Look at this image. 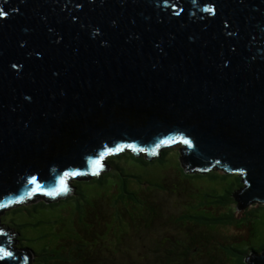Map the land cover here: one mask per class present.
<instances>
[{"label":"water","instance_id":"95a60500","mask_svg":"<svg viewBox=\"0 0 264 264\" xmlns=\"http://www.w3.org/2000/svg\"><path fill=\"white\" fill-rule=\"evenodd\" d=\"M178 142L187 173L242 176L238 209L264 202V0H0L2 214ZM3 226L0 264H31Z\"/></svg>","mask_w":264,"mask_h":264},{"label":"rangeland","instance_id":"374dc122","mask_svg":"<svg viewBox=\"0 0 264 264\" xmlns=\"http://www.w3.org/2000/svg\"><path fill=\"white\" fill-rule=\"evenodd\" d=\"M181 145L151 160L130 149L109 155V171L71 179L72 195L12 207L0 222L34 252L31 264H247L264 250V203L238 209L242 176L187 173Z\"/></svg>","mask_w":264,"mask_h":264},{"label":"trees","instance_id":"16d2710c","mask_svg":"<svg viewBox=\"0 0 264 264\" xmlns=\"http://www.w3.org/2000/svg\"><path fill=\"white\" fill-rule=\"evenodd\" d=\"M163 147V146H162ZM80 177V176H79ZM78 176H76V177H73V179H75V178H79ZM87 177H90V176H82V178H87ZM63 196V195H62ZM62 196H57V197H55V198H59V197H62ZM36 197H45V193L41 190V191H38V192H34L33 194H32V196H30L29 198H27L25 201H30L32 198H35L36 199ZM155 210V208H153V207H150V205L149 204H146V205H143L142 207H141V211H142V213H145V212H148V214L151 216V213L153 212ZM3 211L4 210H1L0 211V213L2 214L3 213ZM0 214V215H1ZM154 217V215L152 216V218ZM8 228V227H7ZM5 228V230H8V231H10L11 230V228ZM12 241L13 242H16V239H12ZM170 257V256H169ZM174 258H177V256H175Z\"/></svg>","mask_w":264,"mask_h":264},{"label":"snow or ice","instance_id":"6c2138e0","mask_svg":"<svg viewBox=\"0 0 264 264\" xmlns=\"http://www.w3.org/2000/svg\"><path fill=\"white\" fill-rule=\"evenodd\" d=\"M164 143H169V141H164ZM184 143H189V141L185 140ZM120 150H121L120 148H116V149H115V151H120ZM99 165H100V161H99V160L93 162V174H96V172L98 171V167H97V166H99ZM79 174H80V173H72V175H79ZM61 185H62L61 188H59L56 192H53V193H50V194H51V195H57V194H59L60 192H67L68 189H67V187L64 185L63 180L61 181ZM31 194H32V193H29V195H31ZM0 207H4V205L0 204ZM0 251H2V250H0ZM4 254H5L6 256L11 255V253H7V252H5Z\"/></svg>","mask_w":264,"mask_h":264},{"label":"flooded vegetation","instance_id":"af4514ba","mask_svg":"<svg viewBox=\"0 0 264 264\" xmlns=\"http://www.w3.org/2000/svg\"><path fill=\"white\" fill-rule=\"evenodd\" d=\"M139 152H146V151H144V150H142V151H139ZM147 153V152H146ZM112 154H115V153H112ZM111 154V155H112ZM148 155V154H147ZM215 167H217V168H219V169H221V170H224L223 168H221V167H219V166H215ZM225 171V170H224ZM258 203H264V202H258Z\"/></svg>","mask_w":264,"mask_h":264}]
</instances>
